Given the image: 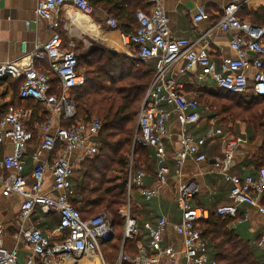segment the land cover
<instances>
[{
  "label": "built area",
  "instance_id": "built-area-1",
  "mask_svg": "<svg viewBox=\"0 0 264 264\" xmlns=\"http://www.w3.org/2000/svg\"><path fill=\"white\" fill-rule=\"evenodd\" d=\"M144 1L150 8L148 12L139 10L136 13L134 32H121L114 18L108 17L104 22L110 31L119 33L120 46L128 51V57L145 64L154 63L155 66L153 80L137 116L134 145L154 151L156 182L160 187L168 186L171 180L169 159L176 164L175 180L182 220L173 228L182 238L186 264H218L209 256L208 244L198 227L199 222L210 217L209 210L193 204L201 192L200 185L193 179H184L182 169L187 161L207 162L206 147L215 145L220 154L215 158L212 172L225 174L230 170L238 150L247 146L249 139L246 135L235 136L230 130L222 128L209 129L198 138L189 133L188 129L199 125L205 117L198 99L187 94L186 84L180 82V75L190 74L199 83L211 79L216 91L241 97H264V28L240 20L238 14L243 0H216L225 3L218 26L221 32L231 34L229 48L233 53L232 58L223 60L218 66L207 47H197L189 39L173 36L171 20L163 7L164 0ZM64 8H71L87 17L95 11L89 0H37L34 15L49 22L51 37L29 53L24 43L22 58L0 66V80L21 79L19 98L34 100L43 105L48 113V121L36 127L39 145L33 156L35 167L30 175L31 185L24 172L27 148L35 139V133L26 127L31 122L32 111L9 105L0 120V191L6 197L20 200L21 208L17 216L19 237L29 246L31 253L21 263L17 249L9 250L3 245L4 232L0 229V264H70L85 259L108 264L103 248L114 236L111 215L105 212L83 217L73 204L75 188L72 179L85 160L98 155L102 126L98 119L75 121L77 107L71 94L85 85L86 78L79 69V55L73 49V43L69 46L64 43L62 30L65 27L60 21ZM72 16L69 14L68 18ZM209 18L206 8L200 7L193 22L197 25ZM43 62L48 63L46 72L40 70ZM181 62L184 67L180 74L172 76L173 68ZM54 77L60 83L58 89L53 84ZM173 115L180 130V148L170 154L166 143L172 136L170 124ZM6 145L12 146L11 154L3 153ZM44 153L51 157L50 164L40 160ZM128 170V201L120 211L124 222L122 250L115 264H155V257L160 254L174 264L179 253L173 247L162 249L163 237L169 226L166 218H161L155 226L144 224L149 249L137 240L143 232L139 230L138 217L132 210L133 191H140L146 202L156 199L159 191L145 187L147 174L145 170H135L133 157ZM47 173L50 174V181ZM228 179L233 185L229 195L232 204L217 208V215L231 218L234 226L248 223L252 212L264 216V205L261 203L264 197V168L259 170L257 177L241 179L232 176ZM242 207H248V210L240 216ZM37 209L45 215H58L56 236L34 226H25ZM127 241H137L135 256L124 252ZM259 245L264 246V241Z\"/></svg>",
  "mask_w": 264,
  "mask_h": 264
},
{
  "label": "crops",
  "instance_id": "crops-1",
  "mask_svg": "<svg viewBox=\"0 0 264 264\" xmlns=\"http://www.w3.org/2000/svg\"><path fill=\"white\" fill-rule=\"evenodd\" d=\"M224 5L225 3L216 0L163 1V7L171 20L170 29L173 36L176 38L189 39L195 43L197 47H207L214 62L218 66H220L223 60L233 57V53L229 48L231 34L221 32L218 26L223 15ZM36 6L37 0H0V66L22 58L24 56L22 47L24 43H26L27 52L29 53L35 50L36 45L45 43L51 37L52 33L49 29V22L37 19L34 15ZM200 7L206 8L210 18L208 21L196 25L193 22V17ZM243 7L250 11L264 10V0H243ZM94 13L97 22L92 20L94 14L88 17V22L96 26L95 33L88 30L84 31L77 26L76 19L78 17L84 18L87 16L79 15L71 8H64L61 10L60 21L65 27L62 32L66 46L69 41H72V37L76 36L75 33L88 34L90 37L94 36L96 39H100L99 33H101L103 38L110 37L111 39H118L119 33L109 31L103 23L107 19V16L104 19L107 12L102 8H98ZM69 14L73 15L71 19L68 18ZM98 21L103 22L101 23ZM245 22L250 24V21L247 19ZM102 26L108 31L107 34H104L105 30ZM100 40L106 43L103 39ZM107 43L109 46L111 45L110 48H113L115 52L127 55L128 51L126 49L121 46L118 47V44L120 45L119 41L117 44L112 41H108ZM40 67L47 71L48 63L43 62ZM183 67L184 63L181 62L173 68L171 75L178 76ZM20 81L22 80L15 78L0 80V117L9 105L19 106V104L25 103V101H21L18 97ZM194 81L195 80L190 74L180 75V82L186 84V86L198 83L203 89H214L215 87L211 79H205L200 83ZM187 94L194 97V94L188 91ZM212 128H218L217 119L210 120L205 116L204 121L197 126L190 127L188 132L198 138ZM170 130L172 136L167 140L166 149L171 154L180 148V130L174 115L170 124ZM229 130L231 132L238 130V136H247L248 134V127L244 123L231 125ZM35 133L38 136L37 130ZM262 141L263 138L258 139L254 143L249 141L247 146L241 147L236 153L230 170L225 174L212 172V165L215 162V158L220 154L215 145L206 147L207 162L195 163L187 161L182 169L183 178L197 181L201 188L200 194L195 198V204L207 210H214L222 206L231 205L232 201L229 195L233 185L228 177L235 176L243 179L248 176H258L259 171H257L256 158ZM38 145L39 139L36 138L29 144L25 156L26 166L24 174L28 178L29 185L32 184L30 175L35 167L33 156L37 151ZM150 150L154 154V151L152 149ZM3 151L4 154H11L12 146L6 145ZM40 160L50 164L51 157L47 153H44ZM153 160H155L154 169L148 173L145 171L147 177L145 178L144 184L147 189L158 190L159 196L151 202H146L140 191L135 190L132 194V210L138 217L139 230L143 232L137 240L149 249V241L143 231V226L145 223H150L155 226L158 221L164 217L167 219L169 226L163 237L162 249L166 250L173 247L175 251L179 253V257L174 264H186V260L182 254V238L176 234L173 228L175 225H179L182 220L178 207L177 180H175L177 167L175 162L169 159L168 166L171 170V180L168 186L160 187L156 182L157 162L156 159ZM49 177L50 174L47 173V178L50 181ZM261 203L264 205V197H262ZM20 208L21 202L18 198L6 197L0 191V229L4 232L3 245L9 250L17 249L20 262L23 263L31 253L29 246L19 237L20 223L17 216L20 212ZM247 210L248 207H242L239 215L242 216ZM233 223L234 222H232L231 227L239 238L250 243L252 248L255 249V253L259 256H263L264 260V246L259 245L261 241H264V216L252 212L248 223L237 226H234ZM25 226H34L45 233L47 232L56 236V231L59 226V217L58 215H45L41 210L37 209ZM55 241H57V238H55ZM209 256L211 259L215 260L213 250L211 249H209ZM155 260V264H171L164 254L157 255Z\"/></svg>",
  "mask_w": 264,
  "mask_h": 264
},
{
  "label": "trees",
  "instance_id": "trees-1",
  "mask_svg": "<svg viewBox=\"0 0 264 264\" xmlns=\"http://www.w3.org/2000/svg\"><path fill=\"white\" fill-rule=\"evenodd\" d=\"M89 2L94 10L102 8L107 12V18L117 20L120 31L125 34L135 31L136 13L139 10L148 12L150 8L144 0H89ZM238 16L243 22L249 20L252 26L264 27V10L250 11L243 7ZM78 61L86 82L82 88L71 94L77 107L75 121L98 119L102 129L98 139V155L85 160L72 179L75 188L73 204L83 217L105 212L111 215L114 236L105 244L103 250L106 262L115 264L122 250L124 222L120 217V211L128 201L129 158L133 156V161L138 158L137 161L145 166H148L151 160V168L154 166L155 155L148 148L140 145L142 149L135 147L134 137L137 132V116L153 80L155 66L154 63L145 64L101 47L79 56ZM40 70L46 72L42 67ZM19 83L20 90L22 81ZM53 84L57 89L60 87L55 77ZM198 87L212 100L207 102L209 106L204 107L205 105L195 97L200 102L204 117L207 116L210 120L221 117L228 130L231 125L246 124L247 136L251 143L263 138L256 158L257 171L263 169L264 97H241L225 91ZM194 89H196L194 85L186 86V90L191 94L195 93ZM16 107L32 111L31 122L26 127L34 133L36 126L48 121V113L44 106L34 100H27ZM6 110L7 107L0 120ZM34 136L36 139V133ZM193 204L198 206L195 202ZM216 211L217 209L209 210V219L199 222L198 227L203 231V239L209 249L213 250L217 263L264 264L263 256L257 255L251 244L240 239L232 229L233 220L218 216ZM123 250L135 256L137 241H127Z\"/></svg>",
  "mask_w": 264,
  "mask_h": 264
},
{
  "label": "rangeland",
  "instance_id": "rangeland-1",
  "mask_svg": "<svg viewBox=\"0 0 264 264\" xmlns=\"http://www.w3.org/2000/svg\"><path fill=\"white\" fill-rule=\"evenodd\" d=\"M93 14L94 15L92 16V20L94 22H97L96 21L97 19H95L96 18L95 17V13H93ZM105 18H106V15H105L104 19ZM98 22L102 23L103 21H98ZM102 28L105 30L104 34H107L108 31L106 30V28L104 26H102ZM75 34H76V36L74 35L75 37H72V41L68 42V46H69V44L73 43V45H74L73 49L75 50V52L79 56L85 55L86 53H88L89 51L93 50L96 47H101V48L110 50L111 52L121 54L119 52H115V50L113 48L112 49L110 48L111 45L109 46V44L107 42L108 41L111 42L112 39L110 37H104L103 38L101 33H99V35H100L99 37H100V39H103L106 43L102 42L99 38L98 39L94 38V36L90 37L88 34H86V35H84L82 33L81 34L80 33L79 34L75 33ZM193 85H194V87H196V89H194L195 90L194 97L198 98L201 101V103H203L205 105L204 107L209 106L207 104V102L208 101H212V100L208 96H206L200 89H198L199 88L198 86H200L198 83H195ZM207 113L211 114V112H207ZM216 119H217V122H218V128H222V129L228 131V129L226 127L227 124L222 120V118L221 117H219V118L217 117ZM233 134L235 136H238V130H235ZM135 147L142 149V147H140L139 145H135ZM132 157L133 156H131L129 158V160H131ZM137 159L138 158L135 159L136 161H134V164H133L135 170L142 169V170H145L147 173L149 171L153 170V168H151V165H152V161L151 160H150V163L148 164V166L147 165L145 166V165H142L140 162H138ZM79 170L80 169H78V171ZM99 214H97V215H99ZM103 254H104V252H103ZM91 263L95 264L96 262L91 260V259H85V260L77 261L76 263H70V264H91Z\"/></svg>",
  "mask_w": 264,
  "mask_h": 264
},
{
  "label": "bare ground",
  "instance_id": "bare-ground-1",
  "mask_svg": "<svg viewBox=\"0 0 264 264\" xmlns=\"http://www.w3.org/2000/svg\"><path fill=\"white\" fill-rule=\"evenodd\" d=\"M76 23H77V26H79L81 29H83L84 31L85 30H88V31H92L93 33L96 32V26L94 24H89V18L88 17H84V18H77L76 19ZM94 23V22H93ZM82 31V30H80ZM112 42H115L116 44L118 43V39L117 38H112L111 40ZM118 47H120V45L118 44ZM121 49V48H120ZM92 264V263H91ZM95 264H99L98 261H96Z\"/></svg>",
  "mask_w": 264,
  "mask_h": 264
}]
</instances>
